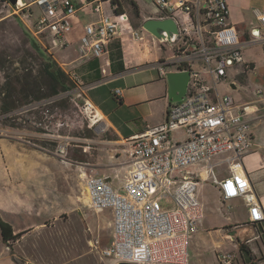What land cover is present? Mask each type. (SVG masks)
<instances>
[{
    "label": "crops",
    "instance_id": "obj_1",
    "mask_svg": "<svg viewBox=\"0 0 264 264\" xmlns=\"http://www.w3.org/2000/svg\"><path fill=\"white\" fill-rule=\"evenodd\" d=\"M133 1L138 6L137 0ZM225 1L228 23L236 29L243 42L248 41L246 36L250 31L258 30L260 34V30H264L257 19L258 16L264 15V0ZM74 2L77 11L72 18V31L67 36L68 45L65 48L53 47L51 38L46 34H35L36 21L32 25L27 19L32 15V8L29 6L17 10L5 0L6 14L0 16V30L6 25L17 28L21 34L30 33L35 43L32 50L38 53L40 60L38 72H31L32 90L29 93L25 91L27 85L24 75L20 77L18 75L15 82H9L7 76H4L3 80L1 76L0 88L2 96L5 95L6 99L1 105L2 115L14 111L15 106L9 102L13 89H16L23 102L32 101L35 104L50 99L59 100L62 95L75 92L82 95L100 112L102 118L99 124L104 126L105 132L102 137L96 135L95 140L87 139L97 145L94 148L96 150L94 155L86 154L91 149L89 145L81 146V150H67L65 161L58 156L48 155L47 153L54 154L48 147L40 148L28 140L23 139L17 147L4 145L7 157L0 160V219L11 226L12 234L16 238L6 243L0 231V264H72L73 258L69 256L67 249L69 242L67 234H71L68 219L75 211L81 214L85 230L82 237L85 236L89 248L92 247L89 233L95 222L100 223L102 218L106 219V216H109L110 235L108 239L104 238L103 242L109 241L110 244L113 238L112 210L103 209L100 212L92 210L85 189V178L88 174L83 175L82 168H94L112 188H121L131 167L125 140L164 122L166 118L167 83L154 67L158 59L150 61L152 49L155 47L151 45L152 40L143 35V41L134 42L130 39L128 31L123 29L121 36L106 44L105 53L101 58L82 57L79 46L85 26L98 22L102 15H113V5L109 0H100L101 10L95 14L91 12V8L97 4L96 0ZM139 12L138 21L130 22L129 19V25L133 29L141 28V24L147 19L157 18L142 14L140 9ZM82 13L92 16L85 19ZM255 44L264 46L262 41L246 45L242 50V62L233 68L238 71L243 67L244 72L254 69L252 63L244 60L246 53L243 51ZM43 70L54 77L57 71H62L65 79L59 78L61 84L57 87L55 85L54 89L45 78ZM74 77L80 80V84L75 82ZM41 80L44 85L41 84ZM73 83L74 89L65 91L60 89L61 87L66 89ZM152 84L157 85L159 93L154 94L148 90ZM232 88H236L235 85ZM116 90L120 92L118 96L115 94ZM258 93L262 94L261 91ZM257 97L255 100L245 102L236 101L234 98L233 100L236 105L246 107L247 110L245 118L250 124L252 151L243 158V168L264 211V97L261 95ZM156 101L162 102L161 114L158 118L151 119L152 113L147 112L146 107ZM29 122L37 125L35 121ZM29 122L23 121L21 129L24 135L32 134L39 139L45 137L40 131L28 133L25 125H31ZM3 129L10 132L12 127L6 125ZM228 155H221L220 160ZM222 167L218 170L220 178L227 174L225 167L221 169ZM235 173L239 177L242 175L240 170H236ZM200 177L205 182L210 180L208 174L204 172ZM212 185L217 190L219 200L223 204L228 203L222 200L220 191L213 183ZM232 201L243 211L241 216H232L230 212L227 216L212 212L211 216H208L207 224L204 221L205 205L199 201L204 212L194 234L199 233L202 238L215 237L211 239L209 245L213 246L214 252H218V256L232 255V264H264V222L253 226L248 220L249 211L246 203L242 199ZM80 210L91 212V215L87 217ZM241 244L249 250L248 253L240 251ZM200 248L211 250L202 246ZM95 255L101 262L108 259L102 258L100 254ZM201 258L195 264H206L204 258ZM106 263L117 264L111 259ZM188 264H193L190 255Z\"/></svg>",
    "mask_w": 264,
    "mask_h": 264
},
{
    "label": "built area",
    "instance_id": "obj_2",
    "mask_svg": "<svg viewBox=\"0 0 264 264\" xmlns=\"http://www.w3.org/2000/svg\"><path fill=\"white\" fill-rule=\"evenodd\" d=\"M149 1L160 18H172L178 27L177 44L160 42L151 35V45L162 50L169 47L173 54L158 59L154 67L161 78L169 72L189 71L186 96L167 110L164 122L125 140L131 167L121 188H112L92 167L82 168V173L88 174L85 189L92 210L111 209L113 214V238L99 251L102 258L115 263L188 264L190 241L203 218L194 194L203 172L224 202L242 199L246 203L251 224L264 221V211L243 168V158L252 151L246 107L236 105L231 96H221L217 89L227 80L228 69L242 62L243 48L256 41L240 39L228 23L225 0ZM96 2L93 10L99 12L100 0ZM27 3L41 9L35 34H46L53 47L65 48L77 11L74 0ZM14 7L22 10L27 5L17 0ZM116 8L112 7L113 15H102L98 22L85 26L79 46L82 57L101 58L106 44L123 34V24H127L132 41H143L138 29L129 25L128 15L116 14ZM257 19L264 27V15ZM259 41L264 43V38ZM196 64L202 72L193 70ZM115 94L118 96L119 90ZM84 103L93 111L89 101L84 99ZM98 122L94 117L92 125ZM54 153L65 161L67 142L59 143ZM224 154L229 155L211 162ZM222 166L227 174L219 178L215 172ZM236 170L241 171L240 177ZM167 198L171 200L169 208L163 203ZM218 259L220 264H232L233 256L222 254Z\"/></svg>",
    "mask_w": 264,
    "mask_h": 264
},
{
    "label": "rangeland",
    "instance_id": "obj_3",
    "mask_svg": "<svg viewBox=\"0 0 264 264\" xmlns=\"http://www.w3.org/2000/svg\"><path fill=\"white\" fill-rule=\"evenodd\" d=\"M21 2L32 8V15L28 16L27 19L33 25L39 17L41 9L35 4L27 3V0H21ZM137 2L142 14L151 15L157 18L160 17L157 7L149 0H137ZM4 5L5 0H0V16L6 14ZM125 11L128 14H131L130 8L126 7ZM91 12L95 14L98 13L93 11V7L91 8ZM81 15L85 19L92 16L85 13H82ZM130 20L132 22L131 18ZM123 25L124 26H120V28L127 30V25ZM17 30V28H12L6 25L0 30V79L2 76V79L4 80V76H7L9 82H15L18 75L20 77L32 71L38 72L40 64L38 53L32 50L35 47V43L33 42L30 33L21 34ZM138 31L141 36H147L149 40H152V36L144 29L139 28ZM246 38L258 42L264 38V30H260L258 37L253 36L252 31H250ZM174 44H176L175 41ZM251 46L243 51L246 53L244 55V60L252 63L254 69L247 70L246 72L243 71V67H240L238 71L235 68L228 69L227 80L221 82L217 87L221 96L228 95L236 101L243 102L253 99L255 100L258 98V95L264 97V46L260 44ZM171 51L172 50L169 49V47L162 50V48L156 44L152 49V58L150 61L171 56L173 55ZM25 69L27 70L25 71ZM193 70L202 72V68L199 64L194 65ZM232 84H234L236 88H232ZM148 90L150 92L152 91L154 94L159 93L156 84L149 85ZM260 91L262 94L258 93ZM84 99L85 98H83L82 95L71 92L66 96L62 95L59 100L35 104L32 101L23 102L22 98L17 95L16 89H13V91H11L9 102H12V105L15 106L13 109L14 111L8 115H2L1 105L6 102V99L5 95L2 96V89L0 88V160L7 157L6 146L17 147L19 142H22L23 139L36 143L40 148L48 147L53 151L59 143L64 142H67V150H81V146L85 147L89 145L91 149H89L86 154L94 155L96 152L94 148H96L97 145L87 139L92 138L95 140L94 138L97 137L96 135L102 137L105 132L102 128L103 125L99 124V122L92 125L94 119L93 111L86 108ZM146 109L147 112L152 113L150 118L156 119L161 114L162 102L156 101L151 103ZM23 121H35L37 124L36 126L32 125L31 122H29L31 125L25 123L27 125H25V128L28 130V133L32 131H40L45 137L39 139L32 134L24 135V132L21 129ZM6 125L12 127L10 132L3 129ZM30 146L33 147L32 145ZM128 148L129 147L126 144L127 155ZM40 151L43 152L41 149ZM47 154L57 157L55 153ZM219 159L220 157H214L211 159V162L214 163ZM221 169H224V167ZM186 171L190 173L193 170L187 169ZM215 174L217 177H221V174L219 175L217 170ZM77 193H79V190ZM195 196L205 205V212H203L206 215L204 220L206 224L209 222L208 216H211L212 212L226 216L230 212L232 216L236 217L243 214V211L237 207L238 204L236 202L229 201L228 203L223 204L221 200H219L217 190L212 185L211 178L207 182L199 179L197 180ZM163 203H165L164 206L167 208L171 206V200L169 198L165 199V202ZM80 211L87 217L91 215V212L85 210L84 212H82V210ZM109 219V216H106V219L102 218L100 223L95 222L92 231L89 233V239L92 241V247H90L91 251L88 244L85 242V236L82 237V235L85 234V230L83 228L81 214L75 211L70 215L68 226L70 227L71 234H67V240L69 241L67 243V249L70 253L69 256L73 258L72 264H107L106 261H110V259H105L104 262H101L95 255H99V251L109 245V241L108 243L103 242V239H108L110 235L111 228L109 226ZM195 234L191 238L189 246L190 261L195 264L199 259H202L201 257H203V261L206 264H220L218 252H214L215 250L212 249L213 246L211 247L209 245L211 239H214L215 237L202 238L199 233ZM202 235H204V233ZM200 246L211 250H202Z\"/></svg>",
    "mask_w": 264,
    "mask_h": 264
},
{
    "label": "water",
    "instance_id": "obj_4",
    "mask_svg": "<svg viewBox=\"0 0 264 264\" xmlns=\"http://www.w3.org/2000/svg\"><path fill=\"white\" fill-rule=\"evenodd\" d=\"M9 4L15 5L17 0H7ZM141 28L147 31L160 42L172 43L178 36V27L172 18H151L141 24ZM253 36L258 37V30L252 32ZM167 83L168 109L180 103L186 96L188 83L190 80L189 71L169 72L165 76ZM234 84H232L233 86ZM117 264H134L119 262Z\"/></svg>",
    "mask_w": 264,
    "mask_h": 264
},
{
    "label": "trees",
    "instance_id": "obj_5",
    "mask_svg": "<svg viewBox=\"0 0 264 264\" xmlns=\"http://www.w3.org/2000/svg\"><path fill=\"white\" fill-rule=\"evenodd\" d=\"M109 1L113 6L117 7L115 10L116 14L124 12L128 15V17L130 15L129 19L131 18L132 22L138 21L140 19V12H139L138 6L133 0H109ZM126 7L130 8L132 15L128 14L125 11ZM130 22H131V20H130ZM0 67H1V62H0ZM249 69H250V67H249ZM30 73H27L26 75L23 76L25 79L26 85H27V87L25 88L26 93L27 92L29 93L32 90V78H31ZM43 73L45 75V78H47L49 80L50 85L54 86V89H56V87L60 86V84H61L59 78L65 79V74L62 71H57L56 77H54L52 74H49L45 70H43ZM41 84L44 85L43 80H41ZM55 85H56V87H55ZM74 88H75V84L73 83L72 86H70L66 89L63 87H61L60 89L65 91L67 89L69 90V89H74ZM55 94H57V93H55ZM261 223L262 222H257V223H254L252 225L256 226V225H259ZM0 231H1V236H2V239L4 242L7 243V242L15 240L16 236H13L11 226L9 224H7L6 222L2 221L1 219H0ZM240 251L245 252V253L249 252V250H247V248L244 246V244L240 245Z\"/></svg>",
    "mask_w": 264,
    "mask_h": 264
},
{
    "label": "bare ground",
    "instance_id": "obj_6",
    "mask_svg": "<svg viewBox=\"0 0 264 264\" xmlns=\"http://www.w3.org/2000/svg\"><path fill=\"white\" fill-rule=\"evenodd\" d=\"M175 42H176V44H177V37H176ZM166 43H168V42H166ZM168 44H174V42H172V43H168ZM89 105H90L89 107L93 109L94 117H95L96 119H98V120H101L102 115L100 114V112H99L98 110H96L94 107H92L91 104H89ZM100 128H101V127H100ZM102 128H104V126H102ZM227 238H228V237H227ZM90 246H92V244H90Z\"/></svg>",
    "mask_w": 264,
    "mask_h": 264
}]
</instances>
